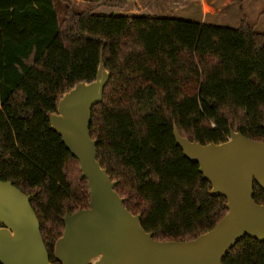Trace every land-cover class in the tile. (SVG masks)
<instances>
[{
    "label": "trees",
    "instance_id": "16d2710c",
    "mask_svg": "<svg viewBox=\"0 0 264 264\" xmlns=\"http://www.w3.org/2000/svg\"><path fill=\"white\" fill-rule=\"evenodd\" d=\"M0 0V180L31 201L52 264L63 217L89 208L80 162L50 128L65 91L110 79L92 110L91 135L124 206L160 241H187L227 212L173 136L223 142L230 130L264 141V34L244 12L238 28L175 17L98 14L127 0ZM63 7V15L57 10ZM254 199L264 204L255 184ZM223 264H264L245 237Z\"/></svg>",
    "mask_w": 264,
    "mask_h": 264
},
{
    "label": "water",
    "instance_id": "95a60500",
    "mask_svg": "<svg viewBox=\"0 0 264 264\" xmlns=\"http://www.w3.org/2000/svg\"><path fill=\"white\" fill-rule=\"evenodd\" d=\"M110 73L101 59L97 78L81 81L63 93L50 128L80 162L88 182L89 208L67 213L62 235L54 245L59 264H223L245 237L264 242V204L254 199L255 184L264 191V141L230 130L223 142L202 144L173 136L184 157L198 165L211 184V194L226 199L227 212L208 232L187 240L160 241L141 224L116 191L117 181L98 161L91 135L92 110L103 100ZM264 128V124H263ZM12 181L0 180V264H52L31 201Z\"/></svg>",
    "mask_w": 264,
    "mask_h": 264
},
{
    "label": "rangeland",
    "instance_id": "374dc122",
    "mask_svg": "<svg viewBox=\"0 0 264 264\" xmlns=\"http://www.w3.org/2000/svg\"><path fill=\"white\" fill-rule=\"evenodd\" d=\"M76 7H84V0H71ZM125 8L101 6L98 14L139 15L148 17H175L194 22L238 28L241 13L255 31L264 34V0H127ZM63 15L62 4L57 3Z\"/></svg>",
    "mask_w": 264,
    "mask_h": 264
}]
</instances>
